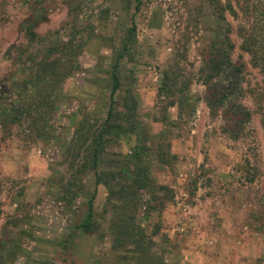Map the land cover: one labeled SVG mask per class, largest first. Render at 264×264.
I'll list each match as a JSON object with an SVG mask.
<instances>
[{
  "label": "rangeland",
  "instance_id": "1",
  "mask_svg": "<svg viewBox=\"0 0 264 264\" xmlns=\"http://www.w3.org/2000/svg\"><path fill=\"white\" fill-rule=\"evenodd\" d=\"M242 3L0 0V264H264V73L240 46ZM43 57L60 59L56 82L37 75ZM212 57L222 68L205 81ZM100 130L105 183L90 168ZM138 173L153 181L137 192L145 237L114 246L111 217Z\"/></svg>",
  "mask_w": 264,
  "mask_h": 264
},
{
  "label": "trees",
  "instance_id": "2",
  "mask_svg": "<svg viewBox=\"0 0 264 264\" xmlns=\"http://www.w3.org/2000/svg\"><path fill=\"white\" fill-rule=\"evenodd\" d=\"M228 8H232L230 3H227ZM226 7V6H225ZM240 8L246 19L243 24L240 25L238 29V33L241 37V48L247 52H249L253 58L254 64L258 65L260 70L264 73V2L258 1L249 2L248 0H243ZM252 16V19L247 18ZM33 23L28 22L24 27L25 32L28 38L31 40L35 36V32L32 29ZM134 27L128 28L127 36L124 38L120 50L116 54V62L112 66V89H111V99L109 104V109L107 112V118L112 116V114L116 111V107L114 105V99L112 95L116 92V90L120 86V78L117 73V63L119 58H121L125 52L128 51L129 47L132 45ZM66 54V53H65ZM229 55L225 53L224 62H229ZM43 57L40 61L37 62V75L39 78L43 77L45 79H52L56 82L58 78L63 75L61 69L58 67V63L60 59L52 58L51 60L44 59ZM222 68V62L212 57L210 62L205 65V69L207 71L206 76L204 77L205 81H208L210 78L215 76L220 72ZM70 69V68H69ZM68 72V69H67ZM177 74L169 72L168 70L164 71V79L161 85L162 89L165 90L172 89L176 87V79ZM54 82V83H55ZM52 90V88L50 89ZM234 92V91H229ZM237 92V90H236ZM44 95V94H43ZM42 95V96H43ZM222 95V96H226ZM222 96L216 97L213 101L209 102L210 105H216L222 103ZM44 97H49V94H45ZM43 102V100L41 101ZM43 103L39 105L42 106ZM37 105V106H39ZM35 106V108L37 107ZM32 105L30 104L27 108L24 107V110L17 115V117H12L10 115H5L4 120L2 121L3 126H8L6 124L14 123L16 119L20 120L23 117H28L32 115ZM31 108V109H30ZM102 138V130H100L94 139V143L91 148L90 156V168L93 169L95 175V182L100 183L104 181V172H100L97 169V152L99 148V144ZM74 184V183H72ZM71 184H69L70 186ZM153 181L148 178L147 174L138 173L137 177L132 178L130 184L124 189V202L120 205V208L116 209L111 217L110 229L113 234V245L117 246L125 242H136L137 246H141L145 237L144 228L136 222L135 220V212L137 210V197L138 190H145L146 192H152ZM93 195L88 201L87 213L84 220L80 223V227L84 230L92 231L96 228V220L94 219V210H93ZM138 237V238H137Z\"/></svg>",
  "mask_w": 264,
  "mask_h": 264
}]
</instances>
